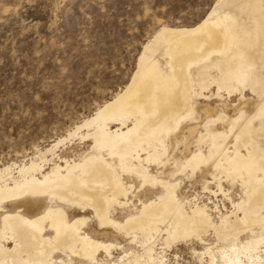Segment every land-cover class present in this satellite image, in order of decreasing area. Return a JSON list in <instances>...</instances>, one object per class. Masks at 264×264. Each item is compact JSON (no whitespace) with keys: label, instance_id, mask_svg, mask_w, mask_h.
<instances>
[{"label":"bare ground","instance_id":"6f19581e","mask_svg":"<svg viewBox=\"0 0 264 264\" xmlns=\"http://www.w3.org/2000/svg\"><path fill=\"white\" fill-rule=\"evenodd\" d=\"M214 86L229 96L244 97L248 90L257 104L251 111L244 105L234 118L223 110L218 113L209 102L201 106L199 101L209 98ZM200 116L203 125L191 135L192 142L179 138L178 132ZM112 124L119 129L110 132ZM86 127L97 131L91 153L65 162L64 171L57 166L43 176L49 161L44 158L17 168L16 178L12 167L0 171V264H74V259L108 264L99 257L105 253L111 258L115 246L84 232L86 218L71 223L63 206L93 210L103 230L112 226L127 236L141 232L143 253L126 255L118 264H165L168 250L188 240L203 242L210 231L229 248H206L201 257L207 256L208 264H264V0H218L196 26L162 28L144 47L128 85ZM172 141L189 154L185 149L180 157L171 154L167 159ZM170 162L174 168L168 179L164 171L151 178L145 168V163L165 167ZM208 165L221 191L224 178L242 192L219 226L204 208L189 205L188 212L177 195L179 182L170 181L179 174L193 177ZM134 174L142 188L159 183L165 193L141 203L137 215L118 223L110 219L109 210L124 192L121 178ZM30 199L48 200L49 205L27 216L16 206ZM6 204L17 209L5 212ZM47 228L54 237L44 236ZM161 233L167 237L157 253L153 234ZM242 235L247 241L239 240ZM133 238L138 239L135 234ZM10 243L14 246L6 247Z\"/></svg>","mask_w":264,"mask_h":264},{"label":"rangeland","instance_id":"374dc122","mask_svg":"<svg viewBox=\"0 0 264 264\" xmlns=\"http://www.w3.org/2000/svg\"><path fill=\"white\" fill-rule=\"evenodd\" d=\"M217 2L0 0V171L12 167L13 177L16 178L20 171L17 168L44 158L50 162L44 164L42 175L50 176L57 166L64 171L65 162L79 161L91 153L97 131L86 125L95 118L98 109L128 85L146 44L162 28L186 29L196 26L216 8ZM160 61L163 62L162 59ZM207 95L209 98L202 97L199 101L201 106L209 102L218 113L223 110L230 118H234L239 109L251 111L257 104L255 95L248 90L244 97L239 93L229 96L226 92L218 93L214 86ZM200 117L184 126L182 132H178L179 138L183 136L191 141V135L202 128ZM118 129L117 124H112L109 131ZM60 140L63 142L59 143ZM169 147L167 159L171 158V154L172 157H180V152L185 149L188 151H185L186 155L189 154L187 148L177 150L174 141L169 143ZM190 148L192 151L195 149L194 145H190ZM145 168L152 178L162 171L168 176L174 165L172 162L165 167L163 164L145 163ZM213 173L214 169L208 165L193 177L179 174L170 181L179 182L177 195L180 201L187 203L188 212L189 205L204 208L213 223L219 226L222 219L230 216L233 205L240 202L242 192L237 184L233 187L224 178L221 191ZM42 175L38 177L42 178ZM124 176L121 178L124 192L109 210L110 219L118 223H125L127 218L137 215L141 203L165 193L159 183H156L157 186L148 183L142 188L141 180L135 174ZM8 182L11 184V181ZM47 205L48 200L38 202L30 199L16 207L24 215L31 216L43 211ZM65 207L63 209L71 223L86 218L84 232L98 241L115 246L111 250V258L101 253V263L118 264L126 255L143 253L140 231L127 236L124 230L112 226L103 230L99 228L93 210ZM15 209L11 204L4 205L5 212ZM45 232L46 238L54 237L53 230L47 228ZM134 234L138 239L132 242ZM153 236L158 245L156 252L160 253L164 247L163 239L167 236L163 233ZM248 238L242 235L239 240L245 242ZM227 244L218 242L213 231H210L203 242L188 240L168 250L164 263L208 264V257H201L204 250L208 247L229 248ZM13 246V243L6 245L10 248ZM59 259L67 260L62 255ZM76 261L74 259L73 263L79 264Z\"/></svg>","mask_w":264,"mask_h":264}]
</instances>
